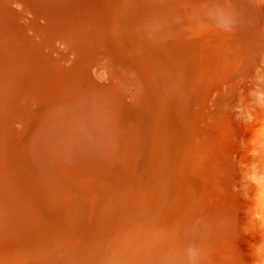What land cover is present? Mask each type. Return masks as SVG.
Returning a JSON list of instances; mask_svg holds the SVG:
<instances>
[{"label":"bare ground","instance_id":"bare-ground-1","mask_svg":"<svg viewBox=\"0 0 264 264\" xmlns=\"http://www.w3.org/2000/svg\"><path fill=\"white\" fill-rule=\"evenodd\" d=\"M261 128L264 0H0V264H260Z\"/></svg>","mask_w":264,"mask_h":264},{"label":"clouds","instance_id":"clouds-1","mask_svg":"<svg viewBox=\"0 0 264 264\" xmlns=\"http://www.w3.org/2000/svg\"><path fill=\"white\" fill-rule=\"evenodd\" d=\"M259 137L264 138V128L260 129ZM253 143H255V141H253ZM250 178L253 179L254 182L264 184V174L255 175L254 173L253 176ZM256 207L257 209H259V211L255 213L257 219L264 221V192L261 193L260 202L257 204ZM260 264H264V260H261Z\"/></svg>","mask_w":264,"mask_h":264},{"label":"rangeland","instance_id":"rangeland-1","mask_svg":"<svg viewBox=\"0 0 264 264\" xmlns=\"http://www.w3.org/2000/svg\"><path fill=\"white\" fill-rule=\"evenodd\" d=\"M262 248H263V249H262ZM260 249H261V250H260ZM260 249H259V251H260V253L263 255V256H262V255H261V256L263 257V260H264V246L261 247Z\"/></svg>","mask_w":264,"mask_h":264}]
</instances>
